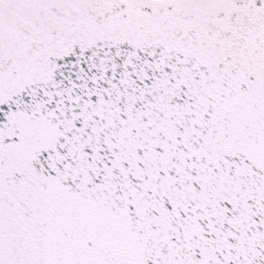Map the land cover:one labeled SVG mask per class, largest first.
Here are the masks:
<instances>
[{"label":"snow or ice","instance_id":"snow-or-ice-1","mask_svg":"<svg viewBox=\"0 0 264 264\" xmlns=\"http://www.w3.org/2000/svg\"><path fill=\"white\" fill-rule=\"evenodd\" d=\"M0 264H264V0H0Z\"/></svg>","mask_w":264,"mask_h":264}]
</instances>
